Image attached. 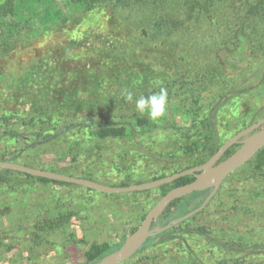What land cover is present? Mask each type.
Here are the masks:
<instances>
[{
	"label": "trees",
	"instance_id": "1",
	"mask_svg": "<svg viewBox=\"0 0 264 264\" xmlns=\"http://www.w3.org/2000/svg\"><path fill=\"white\" fill-rule=\"evenodd\" d=\"M166 2L167 0H0V60L15 53L18 48L42 42L54 33L79 24L87 16L99 14L109 16L118 8L158 6ZM183 2L190 15L207 13L212 7L228 3L238 8H246V15L256 14L264 19V0H183ZM258 20L262 22L261 19ZM167 23V18L162 16L155 20L154 25L159 29ZM243 23L245 21H241V24ZM245 27L247 30L242 26L235 30L234 48L221 54V61L229 78L220 81L216 96L210 103L204 98L203 93L198 94L193 90L192 84L183 85V80H173L165 85L167 82H164V76L151 77L148 81L154 89L137 94L135 90L130 89V86L137 84V78L128 76L118 87L117 94L120 95L118 100L113 93L111 95L106 92V80H103L105 88L91 92L84 102L104 100L105 102L97 108L85 104L87 111L62 106L59 109L30 112L1 105L0 161L86 178L99 183L111 182L113 186L153 181L205 163L225 140L264 116V106L248 108L244 112L240 110L243 100L259 95L264 86V45L260 44L255 56L249 54L251 42L262 41L264 31L260 34V30L255 29V26L252 31L248 25ZM161 88L167 92L165 114L157 119H152L147 113L141 115L134 107L135 100L140 96L147 97L159 93ZM128 91L133 93V102L125 99L124 94ZM77 93L73 95L75 104H78L76 100L80 98ZM227 114L231 115L230 122L224 119ZM162 136L163 139L164 136H168L177 141L176 147L187 158L183 160L186 161L185 166L182 167L180 164L179 152L170 155L173 158L172 162H168L167 158H163L165 159L163 161L159 158L162 154L156 155L152 152L155 150V143L161 141ZM149 143L152 145L149 146ZM237 147L238 144L226 150L220 161L231 155ZM241 171L264 176V148L243 167L234 171L231 177ZM231 177L223 182L202 211L189 220H184L177 226L157 234L154 238H149L141 251L122 264L143 262L154 264L156 257L159 256V252L155 251L156 246L172 249L171 251L178 256L183 255L185 258L191 256L197 264H207L199 256L202 249L207 250V254L216 256L213 257L214 262L211 264H264V242L249 240L245 236L246 232H250L247 231L248 220H237L239 226L234 229L214 226L188 227L196 215L207 210ZM193 179L192 176H185L153 190L136 192L134 196L146 194L149 198L156 194L157 197L155 195L152 198L159 200L172 188L190 183ZM48 186L54 187L48 192V197L53 199V206L38 204L39 190H45ZM59 187L81 189L86 192L85 195L91 192V189L83 186L80 188L76 184L13 170L0 171V224H5L3 219L9 214L13 215V219H7L11 225L22 216L21 221L17 222L20 225L27 222L24 230L32 235L28 241L33 247H38V241L46 239V236L44 237L46 233L64 228L68 224V210L55 195ZM208 193L207 190L197 191L185 196V199L180 198L171 202L156 221L165 225L174 219L178 209L177 202L178 205L183 202L185 208L199 207ZM174 205L175 211L171 209ZM13 208L24 209V212L15 215ZM44 209L47 215L44 217L38 215ZM250 210V206L243 207L241 214H247ZM136 229L137 227H134L130 233ZM188 231L194 234L187 239ZM15 239L11 237L10 240ZM124 239L125 237L115 245L109 242L94 243L80 254L76 250L75 254L78 257L75 264H88L100 260L117 249ZM189 241L197 246L191 247ZM4 247L0 252L3 255L13 246L5 244ZM167 253L166 250L160 254L165 256Z\"/></svg>",
	"mask_w": 264,
	"mask_h": 264
},
{
	"label": "rangeland",
	"instance_id": "2",
	"mask_svg": "<svg viewBox=\"0 0 264 264\" xmlns=\"http://www.w3.org/2000/svg\"><path fill=\"white\" fill-rule=\"evenodd\" d=\"M245 10L224 3L212 7L207 13L190 15L183 0H167L158 6L118 8L109 16H87L79 24L54 33L42 42L18 48L0 60V106L30 112L62 106L85 111V104L97 108L105 102H84L91 92L105 88L103 80L108 82H105L106 92L120 99L118 87L128 76L137 78V84L130 86L137 94L154 89L149 83L151 77L164 76L165 85L173 80H183V85L192 84L193 90L203 93L210 103L216 96L220 81L229 78L221 54L234 48L235 30L241 26L247 30L245 25H248L250 31L253 26L260 30V34L264 31V19L256 14L246 15ZM162 16L168 23L158 29L154 22ZM241 21L245 23L241 24ZM262 39L259 43L251 42L250 55L255 56L260 44L264 45V37ZM76 93L80 97L76 100L78 104L73 98ZM260 106H264V86L259 95L245 98L240 110L244 112ZM230 114L224 117L227 122L231 121ZM177 144L174 139L168 136L163 139L162 136L152 152L162 154L159 158L163 161L167 158L168 162L173 161L171 154L179 152L183 167L186 165L183 160L187 158L176 147ZM100 183L113 186L111 182ZM53 188L48 186L37 191L38 204L54 205L53 199L48 197ZM56 190V197L68 210L67 226L46 233V239L39 240V246L33 247L28 241L32 235L24 230L27 222L20 225L18 222L23 218L20 216L18 222L11 225L7 219H13V215L9 214L3 219L6 225L0 224V244L3 246L0 252L5 244L13 247L5 255L0 253L3 255H0V264H75L76 250L80 254L94 243L115 245L121 242L131 229L139 226L142 216L158 200L153 199L156 194L147 198L146 194L134 196L136 192L106 194L90 190L85 195V191L77 188L59 187ZM182 203H176L178 209L174 219L194 210L193 206L185 208ZM247 206L251 210L241 214L242 208ZM175 207L171 209L175 211ZM12 211L16 215L24 209L13 208ZM38 215L46 216V209ZM237 220H248L247 231L250 232H246L247 239L264 242V176L244 171L234 174L207 210L196 215L188 227L234 229L239 226ZM193 234L188 231L187 239ZM11 237L16 239L10 240ZM191 242V247L197 246ZM160 250H167V255H161ZM171 250L156 246L159 256L154 264H197L191 256H178ZM206 251L202 249L199 256L211 264L216 256Z\"/></svg>",
	"mask_w": 264,
	"mask_h": 264
},
{
	"label": "water",
	"instance_id": "3",
	"mask_svg": "<svg viewBox=\"0 0 264 264\" xmlns=\"http://www.w3.org/2000/svg\"><path fill=\"white\" fill-rule=\"evenodd\" d=\"M238 144L239 147L227 158L220 161L226 150L231 146ZM264 148V116L253 124L240 130L230 138L224 141L219 149L203 164L181 170L172 175H168L157 180L143 182L140 184H131L128 186H106L99 182L86 178L64 175L42 169H35L18 163L0 161V171L13 170L25 173L31 176L46 178L59 182L76 184L89 188L93 191L106 194H120L129 192H140L159 188L162 185L169 184L175 180L192 176L194 179L190 183L178 186L169 190L166 194L152 206L144 215L137 229L127 235L122 244L112 252L105 255L98 261L88 264H122L139 251L142 250L149 238H154L166 230H169L179 223L183 222L202 211L226 178L234 171L248 163L261 149ZM209 190L208 195L202 204L193 211L182 217L172 219L167 224L154 225L153 222L161 216L167 206L184 196L194 192Z\"/></svg>",
	"mask_w": 264,
	"mask_h": 264
},
{
	"label": "clouds",
	"instance_id": "4",
	"mask_svg": "<svg viewBox=\"0 0 264 264\" xmlns=\"http://www.w3.org/2000/svg\"><path fill=\"white\" fill-rule=\"evenodd\" d=\"M128 102H133V93L128 91L125 94ZM167 105V92L161 88L159 93L151 94L147 97L140 96L135 100V108L141 114L147 113L152 119H157L165 114Z\"/></svg>",
	"mask_w": 264,
	"mask_h": 264
},
{
	"label": "flooded vegetation",
	"instance_id": "5",
	"mask_svg": "<svg viewBox=\"0 0 264 264\" xmlns=\"http://www.w3.org/2000/svg\"><path fill=\"white\" fill-rule=\"evenodd\" d=\"M207 191H209V190H207ZM156 220H157V219H156ZM156 220L153 222V226H154V225H162L161 223H158Z\"/></svg>",
	"mask_w": 264,
	"mask_h": 264
}]
</instances>
